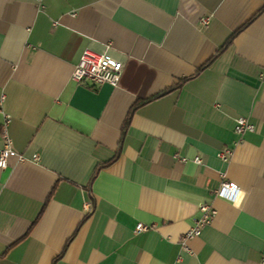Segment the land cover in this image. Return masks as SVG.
Listing matches in <instances>:
<instances>
[{
    "label": "crops",
    "instance_id": "0c3cea01",
    "mask_svg": "<svg viewBox=\"0 0 264 264\" xmlns=\"http://www.w3.org/2000/svg\"><path fill=\"white\" fill-rule=\"evenodd\" d=\"M86 48L118 86L72 79ZM6 115L0 264H261L264 0H0V149Z\"/></svg>",
    "mask_w": 264,
    "mask_h": 264
},
{
    "label": "built area",
    "instance_id": "2783aa9c",
    "mask_svg": "<svg viewBox=\"0 0 264 264\" xmlns=\"http://www.w3.org/2000/svg\"><path fill=\"white\" fill-rule=\"evenodd\" d=\"M209 17H202L201 22L203 24H208ZM124 69V62L113 58L106 52H97L91 48H86L79 62L76 64L74 71L72 73V79L77 82H87L93 87H97L103 84H110L114 87L118 86L122 73ZM9 115L5 116V120L2 124L1 135L4 140V146L0 149V167L6 168L8 166L9 157L17 154L12 147V139L8 134V122ZM255 125L251 123L247 117L240 116L237 118L235 131L240 136V141L243 135L248 131H254ZM233 150L231 148H225L221 151L220 156L223 159H228L232 154ZM22 158V156H20ZM182 160H187L182 158ZM194 161L196 163H201V157H195ZM241 188L236 184L224 180L219 189L215 191L216 195L226 198L231 201H236L239 194L241 193ZM201 215L196 220L195 225L182 237V241L187 238L199 235L201 233L202 227L209 224L217 214V209L209 203H205L200 206ZM149 229V225L144 223H138L136 230L146 231ZM261 264H264V258Z\"/></svg>",
    "mask_w": 264,
    "mask_h": 264
},
{
    "label": "trees",
    "instance_id": "16d2710c",
    "mask_svg": "<svg viewBox=\"0 0 264 264\" xmlns=\"http://www.w3.org/2000/svg\"><path fill=\"white\" fill-rule=\"evenodd\" d=\"M228 42H229V41H228ZM185 80H186V78L182 79V80L180 81L179 85H181ZM172 89H173V88H172ZM172 89H166V90H164L162 93H159V94L155 95V96L152 97V98H149V99H147V100H145V101H142V103L148 102V101L152 100L153 98L160 97V96L166 94L167 92L171 91ZM96 172H97V171H96ZM95 176H96V173L93 175V177H92V181L94 180Z\"/></svg>",
    "mask_w": 264,
    "mask_h": 264
}]
</instances>
